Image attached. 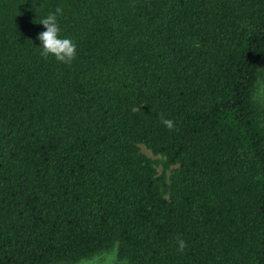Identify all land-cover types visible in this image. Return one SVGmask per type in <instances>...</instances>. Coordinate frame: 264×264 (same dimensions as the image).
<instances>
[{
	"label": "trees",
	"instance_id": "16d2710c",
	"mask_svg": "<svg viewBox=\"0 0 264 264\" xmlns=\"http://www.w3.org/2000/svg\"><path fill=\"white\" fill-rule=\"evenodd\" d=\"M263 55L264 0H0V264H264Z\"/></svg>",
	"mask_w": 264,
	"mask_h": 264
},
{
	"label": "clouds",
	"instance_id": "9594fccd",
	"mask_svg": "<svg viewBox=\"0 0 264 264\" xmlns=\"http://www.w3.org/2000/svg\"><path fill=\"white\" fill-rule=\"evenodd\" d=\"M62 15L63 8L58 5L53 12H49L45 18L41 19L39 23L43 25L45 31L39 33L36 39L41 42L40 55L42 58L47 59L52 56L60 63L71 65L76 59L77 45L71 38L61 37V27L57 18ZM257 73L252 99L264 105V67L257 68ZM160 121L169 131L175 127V122L165 118L163 114L160 116ZM177 245V250L181 253L187 248L186 241L179 237H177ZM78 264H127V260L119 257V245L118 242H114L110 250L82 257Z\"/></svg>",
	"mask_w": 264,
	"mask_h": 264
},
{
	"label": "rangeland",
	"instance_id": "374dc122",
	"mask_svg": "<svg viewBox=\"0 0 264 264\" xmlns=\"http://www.w3.org/2000/svg\"><path fill=\"white\" fill-rule=\"evenodd\" d=\"M260 67H264V55H263V57H262V59H261ZM139 148H140V150H141L144 154L148 155V156L151 157V158H155V159L158 161V162L156 163L155 167H156L157 172H160V170H161V164L159 163V161H160V156L157 155V154H152V153L149 151V149H147L146 147H144L142 144H139ZM165 172L167 173V172H168V169H166ZM110 249H111V248H109L108 250H110ZM68 264H78V261H76V262H74V263H68Z\"/></svg>",
	"mask_w": 264,
	"mask_h": 264
}]
</instances>
